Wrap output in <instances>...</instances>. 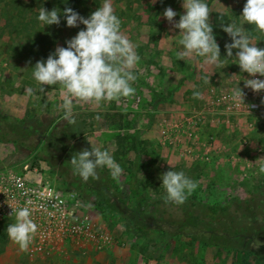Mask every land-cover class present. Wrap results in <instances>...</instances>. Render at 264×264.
Returning a JSON list of instances; mask_svg holds the SVG:
<instances>
[{"label":"rangeland","instance_id":"obj_1","mask_svg":"<svg viewBox=\"0 0 264 264\" xmlns=\"http://www.w3.org/2000/svg\"><path fill=\"white\" fill-rule=\"evenodd\" d=\"M25 1L30 8L39 9V0ZM103 2L83 0L78 13L87 18ZM110 2L121 20L122 33L134 45L140 57L134 70L137 79L132 86L135 92L127 97L129 102L125 103V97L112 102H85L93 108L88 109L89 115L82 118L93 123V132L89 134L92 144L101 150H108L115 161L120 160L117 163L123 172L117 180L113 179L114 189L128 202L132 201L129 174L135 167L137 156L133 139L141 132L138 138L141 160L137 182L145 198L151 200L166 196L160 176L170 170L182 171L196 183V189L186 199L196 197L203 203L225 204L235 198L249 197L264 177L255 174L258 167L256 161L264 158V91L256 93L244 85L247 79L264 77L241 72L239 65L226 57L225 44L231 43V38L223 28L219 31L213 28V33L216 31L219 34L216 40L221 50V66L205 65L203 58L196 56L187 61L179 59L177 52L182 50L178 43L180 30L174 28V24L185 12L182 0ZM205 2L210 12V24L214 21V11H219L228 15L223 25L235 22L244 28L247 35L253 29L249 27L254 26L243 24L240 17L246 0ZM168 7L177 12L172 23L162 15ZM16 13L11 0H0V111L19 118H23L27 112L48 120L57 115L63 117L60 86H45L40 91L41 86L32 76L35 64L46 60L52 52L42 58L36 54L32 60L17 54L15 49L27 41L26 33L31 30L19 34V25L14 30L8 24L11 17L13 23L18 22ZM84 27L81 24L69 28L65 24L60 39L51 50L58 46L66 47L65 42ZM167 30H175L173 45L169 35L165 34ZM251 33L252 42L258 48H264V34L255 28ZM235 52L234 49L233 55ZM238 85L244 93L245 103L239 108L229 98L231 90ZM28 89H32V94L28 93ZM95 105H98L96 111ZM74 111L82 110L75 108ZM165 123H178L184 129L178 140L181 143L179 149L188 145L204 158L197 159L190 153L181 155L178 148H163L157 135L159 127ZM80 128L81 124L78 123L77 130ZM206 155L209 159H205ZM26 163L32 169L38 168L39 178L42 175L45 178H50V175L56 177L46 163L36 157V152L26 154L17 150L12 143L0 141V168L23 169ZM54 163L58 161L55 159ZM56 180L60 182L57 177ZM60 185L64 190L78 193L85 203V211L106 225L118 247L112 248V245L102 250V255L90 251L75 252V257L66 262L61 254L35 260L8 238L5 247L0 245V264H154L150 260L157 261V264H264L255 256H249L246 260L238 258V262H233V253L213 245L201 246L191 237L168 239L158 230L128 226L122 215L99 206L98 197L91 191L80 189L77 182L69 185L60 182Z\"/></svg>","mask_w":264,"mask_h":264},{"label":"clouds","instance_id":"obj_2","mask_svg":"<svg viewBox=\"0 0 264 264\" xmlns=\"http://www.w3.org/2000/svg\"><path fill=\"white\" fill-rule=\"evenodd\" d=\"M182 7L185 12L179 22L174 24L180 30L178 43L182 47L177 57L187 61L196 56L203 58L205 65L221 66V50L213 26L209 23L207 3L205 0H182ZM162 15L172 23L177 12L168 7ZM61 16L69 28L81 24L85 27L65 42L66 47L58 46L46 60L38 61L33 67L32 76L41 86L40 91L45 86H60L64 118L69 124H74V101L112 102L134 94L132 84L137 79L134 70L140 57L134 45L122 33L121 20L115 14L110 0H104L103 5L87 18L70 7L62 12L60 9L49 11L43 7L39 10L37 20L45 26L59 25ZM240 17L243 24L252 25L264 34V0H246ZM223 31L231 38V43L225 44L226 57L233 59V64H238L241 72L253 77L257 74L264 77V48H258L244 28L235 22L223 26ZM244 86L253 92H262L264 79H247ZM27 91L32 94V89ZM229 98L237 108L245 105L244 93L239 85L231 90ZM88 142L92 146L90 151L84 149L73 155L70 161L73 172L87 183L89 179H99L97 169L106 168L111 178L117 180L123 172L120 165L108 150H101L90 140ZM255 164L258 165L255 174L264 175V158L258 159ZM160 179L166 192V202L182 204L197 187L182 171L170 170L163 173ZM10 207V216H15V222L8 225L7 236L21 250H26L36 232V224L30 218L29 208ZM254 246L260 245L256 242Z\"/></svg>","mask_w":264,"mask_h":264},{"label":"trees","instance_id":"obj_3","mask_svg":"<svg viewBox=\"0 0 264 264\" xmlns=\"http://www.w3.org/2000/svg\"><path fill=\"white\" fill-rule=\"evenodd\" d=\"M83 0H39V9H32L25 0H11L15 5L16 15L19 20L9 25L18 33L25 31L26 42L15 49L23 58H32L39 54L45 57L62 35L66 20L61 16L59 25L45 26L38 22L37 16L41 8L49 11L72 8L76 12L80 10ZM213 28L222 29L226 13L214 11ZM248 28V27H247ZM250 29L254 31L255 27ZM215 37L219 38L217 32ZM249 31V29H248ZM249 31V35L252 33ZM80 114L86 111L73 112L74 124H69L64 116L44 119L35 117L27 112L23 118L6 114L0 111V141L12 143L21 152H36V157L45 162L49 171L53 173L61 183L70 184L77 182L83 191H91L98 197L97 203L109 212L122 215L128 226L134 225L138 229H154L162 233L165 238L177 236L191 237L201 246H217L229 253H241L246 260L249 256H255L264 261V177L261 184L256 187L247 198H235L229 203H203L196 197L186 199L182 204L166 202L165 197L147 199L138 188V171L140 165L139 133L134 137V149L137 152L135 167L130 171L131 202H128L119 191L114 189L108 169H97L98 180L89 179L83 182L79 175L73 172L71 159L76 153L88 149L89 134L93 132V123L81 118ZM32 117V118H31ZM78 123L81 128L77 130ZM58 163H54V160ZM3 228V236L7 235ZM257 242L259 247H255Z\"/></svg>","mask_w":264,"mask_h":264},{"label":"built area","instance_id":"obj_4","mask_svg":"<svg viewBox=\"0 0 264 264\" xmlns=\"http://www.w3.org/2000/svg\"><path fill=\"white\" fill-rule=\"evenodd\" d=\"M123 102H129V99L125 97ZM181 130L184 132L178 123L163 124L159 139L161 146L181 147L178 143ZM179 150L181 155L190 153L197 159L204 158L188 145ZM39 176L38 168L32 169L27 163L23 169L0 168V223L15 222V216H10V205L30 209L36 232L26 251L32 258L58 255L67 244L83 253L102 251L114 244L115 239L106 225L85 211V203L77 192L64 190L52 175L50 178Z\"/></svg>","mask_w":264,"mask_h":264},{"label":"crops","instance_id":"obj_5","mask_svg":"<svg viewBox=\"0 0 264 264\" xmlns=\"http://www.w3.org/2000/svg\"><path fill=\"white\" fill-rule=\"evenodd\" d=\"M175 28V27H174ZM174 32H175V30H173V31H171V30H167V33H165L166 35H169V38L171 39V44L173 45L174 43H175V35H174ZM177 39V38H176ZM78 102V103H77ZM79 108V109H81L82 111H86L87 112V114H80L81 115V118H82V116H87V115H89V110L88 109H92L93 107H88V105L85 103V102H82V101H74V103H73V112H78V111H74L75 110V108ZM97 108H98V105H95L94 106V111H96L97 110ZM124 111H125V109H123ZM87 120V119H86ZM88 121H89V119H88ZM160 130H161V127H159V129H158V135H157V139L159 140L160 139ZM141 133V132H140ZM140 137V136H139ZM90 140V139H89ZM163 147V146H162ZM164 148V147H163ZM116 162H120V160H117ZM71 191H73V190H71ZM6 224H11L10 223V221H6V222H1L0 223V245H2L3 247H5L6 245H7V243H8V236L6 235V236H3V228L5 227V225ZM7 242V243H6ZM114 246L112 247V248H117L118 246H116V244L114 243L113 244ZM110 246H112V245H110ZM23 252H26L27 253V251L26 250H22ZM75 252H81V250H78V249H75L72 245H70V244H67V245H65L64 246V250L62 251V252H59V254H61V255H63L62 257H63V260H64V262H66V261H68L69 259H72V257L74 256L73 255V253H75ZM90 252H94V253H96V252H98V253H96V254H98V255H102V252L101 251H98V250H90ZM229 253V252H228ZM6 254H7V256L10 258V255H9V251L7 250L6 251ZM97 255V256H98ZM232 255V254H231ZM66 256H67V258H66ZM238 256H240V257H238ZM75 257V256H74ZM243 255L241 254V253H233V256H232V261L233 262H238L239 260H238V258L240 259L241 258V260L243 259ZM234 258V259H233ZM258 259V258H257ZM35 260H38V259H35ZM259 260V259H258ZM150 261H152V262H154V264H157V261H154V260H150ZM149 264H151V263H149Z\"/></svg>","mask_w":264,"mask_h":264}]
</instances>
